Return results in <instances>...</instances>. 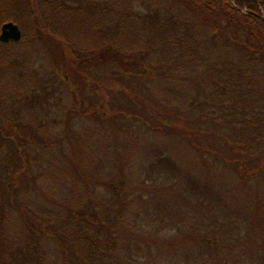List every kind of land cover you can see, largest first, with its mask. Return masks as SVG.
I'll return each mask as SVG.
<instances>
[{
  "label": "rangeland",
  "instance_id": "1",
  "mask_svg": "<svg viewBox=\"0 0 264 264\" xmlns=\"http://www.w3.org/2000/svg\"><path fill=\"white\" fill-rule=\"evenodd\" d=\"M67 1L69 6L84 4ZM81 9L87 13L88 8ZM28 18L17 20L23 39L0 45V135L13 133L26 143L31 162L18 186L34 221L43 228L49 223L48 234L67 223L64 214L81 207L85 173L94 182L90 209H107L111 217L103 231L111 264H262L264 254L257 255L252 231L260 223L239 176L201 148L223 149L224 139L239 136L232 122L241 115L257 134L264 131V109L246 108L239 116L229 102L226 108L212 107L192 75L166 83L162 71L153 74L155 79L129 81L134 91L127 101L114 92L113 79L100 77L103 86L84 83L63 44L47 31L34 34ZM38 25L43 27V20ZM6 58L15 59L16 66L10 68ZM136 104L142 111L134 110ZM176 107L180 111L172 119L177 125L203 135L189 141L162 131L167 109ZM187 113L203 118H187ZM222 118L227 127L209 123ZM216 129L222 134H208ZM5 148L1 139L0 160ZM248 184L264 212V158ZM83 211L86 221H98ZM42 247L46 258L41 264L70 262L68 251L53 239L46 238Z\"/></svg>",
  "mask_w": 264,
  "mask_h": 264
},
{
  "label": "trees",
  "instance_id": "2",
  "mask_svg": "<svg viewBox=\"0 0 264 264\" xmlns=\"http://www.w3.org/2000/svg\"><path fill=\"white\" fill-rule=\"evenodd\" d=\"M71 5L67 0H0V27L6 21L29 17L34 34L47 31L63 44L64 55L84 74V83L93 81L103 86L104 82H97L100 77L113 79L114 92L127 101L134 91L129 81L155 79L153 74L162 71L159 75L166 83L182 74L192 75L195 85H200V93H207L212 107L226 108L229 102L239 116L246 108L264 109V0H84L83 5ZM84 7L88 8L85 14L81 9ZM39 19L43 20V27L38 25ZM7 42L0 40V45ZM4 60L10 68L16 66L15 59ZM166 106L162 105L164 109ZM179 109H167L170 113L160 123L162 131L189 141L203 135L177 125L172 118H176ZM134 110L142 111L138 104ZM185 115L203 118L199 113ZM243 116L232 122L239 136L224 139L225 148L211 144L212 151L201 149L234 167L239 187L242 185L253 208L254 220L260 223L258 231H252L258 238L257 255H261L264 212L248 181L264 158V131L257 134ZM209 123L216 128L223 124L227 127L229 122L222 118ZM12 134L0 135L6 146L4 159L0 160V264H41L46 258L42 247L46 238L68 251L70 262L65 264H111L103 236L104 223L111 217L107 209L89 207L93 201V179L83 173L80 209L71 207L64 214L69 221L48 234L46 228L51 225L47 223L43 228L36 223L28 212L27 200L20 194L23 192L18 186L19 177L31 161L26 143L15 140ZM208 134L222 133L216 129ZM193 147L201 152L200 147ZM224 151L231 156L223 158ZM96 203L104 208L102 202ZM85 204L89 208H84ZM84 209L98 221H86L81 215ZM206 240L211 243L212 239Z\"/></svg>",
  "mask_w": 264,
  "mask_h": 264
},
{
  "label": "water",
  "instance_id": "3",
  "mask_svg": "<svg viewBox=\"0 0 264 264\" xmlns=\"http://www.w3.org/2000/svg\"><path fill=\"white\" fill-rule=\"evenodd\" d=\"M22 38V31L17 23L6 21L0 27V40L2 41H19Z\"/></svg>",
  "mask_w": 264,
  "mask_h": 264
}]
</instances>
